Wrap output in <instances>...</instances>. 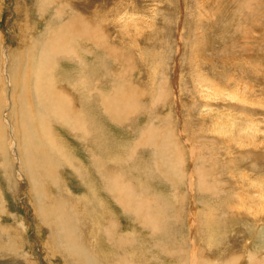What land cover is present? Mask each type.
I'll return each mask as SVG.
<instances>
[{"label": "rangeland", "instance_id": "1", "mask_svg": "<svg viewBox=\"0 0 264 264\" xmlns=\"http://www.w3.org/2000/svg\"><path fill=\"white\" fill-rule=\"evenodd\" d=\"M58 23L84 33L90 29L89 38L77 47L81 63L75 52L73 57L55 56L61 102L82 108L89 135L84 144L81 131L74 133L49 118L44 123L49 129H42L47 137L38 129L33 136L37 142L32 141L51 142L71 159L33 187L17 128L24 81H16L30 68L33 46L41 37L47 39V30L55 32ZM215 90L222 97L214 96ZM231 93L242 101L232 100ZM100 94L117 106V122L105 113ZM128 95L130 112L124 108ZM208 108L217 115L223 111L233 125L228 121L218 131ZM0 119V264H69L53 247L57 239L51 223L41 220L44 211L58 204L68 215L76 213V220L81 212L86 216L74 227L97 264L124 261L125 252L131 251L144 262V250L150 251L153 264H160L158 258L166 264H189L194 250L200 264H264V0H0ZM251 120L254 133L244 129ZM145 132L158 134L156 147L164 157L156 166L150 148L135 143L140 136L142 142ZM83 146L81 156L77 151ZM89 150L104 160L109 156L106 164L113 176L131 184L132 192L150 197L151 208L160 215L156 232L135 223L127 206L119 209L107 198L109 190L93 196L91 190H99L100 181L89 175ZM183 156L186 178L180 175ZM98 198H105L103 206L95 203ZM104 206L111 215L101 221ZM112 217H119L114 240L105 235ZM205 221L217 224L212 246L204 239ZM131 225L140 232L116 251L118 237ZM142 237L151 243L144 244Z\"/></svg>", "mask_w": 264, "mask_h": 264}, {"label": "bare ground", "instance_id": "2", "mask_svg": "<svg viewBox=\"0 0 264 264\" xmlns=\"http://www.w3.org/2000/svg\"><path fill=\"white\" fill-rule=\"evenodd\" d=\"M84 25H86V24H84ZM81 26H82V24H81ZM83 30H86V32H85L86 34L84 32H82L79 28H78V30H74L73 27L70 24H66V23L65 24L64 23L63 24H61V23L59 24L58 23L56 28H55V32L53 30H51L50 32H47L48 31L47 30L46 31L47 36L45 35L47 37V39L45 40V39H43L44 37L43 38L41 37V40L39 39L37 41V43L33 46V51L34 52L32 54H30L31 61L29 60V62L27 63L28 65L30 64V68L26 67L27 68L26 69L25 66H24V68H25L24 69V71H25L24 72V76L16 81V82H18L16 84H19V85L22 84L23 81H24V88L25 89L24 88L20 89V93H19L20 97L18 98L19 114L21 115L20 116L21 117V120H20L21 124L18 125L17 128L19 129L18 134L22 137V139L20 140V143H21L20 150L23 152V159H25V161L22 160V162H24L23 164L26 163V167H27V171H28V172H26V174H29L28 178H30V181L33 184V187L39 182H44L43 179L46 178V175L52 174L53 171L56 170L57 167H59L60 165L62 166L63 164L69 163V160L71 159L69 156H68L69 159L67 158L68 154H66V156L63 154L65 152L60 153L61 150H58L57 146L55 147L54 145H52L51 142H45L44 143L43 141H40L38 143V145H36L33 142V141H35L33 136L37 137L36 133H37L38 129L41 130V135L42 136L47 137V135L45 134V132L43 130H45V129L48 130L49 129L48 127H46L47 125H45L46 124L45 122H47V120L49 118L51 120L55 119V120L60 121L61 125H64V126L68 127L74 133H75V131H81L83 133V135L81 134L82 137L81 136H79V137H80V139H84V140L80 141V142H83L84 144H86L85 140H86V137L89 135L88 129H87V131L85 130V123H86L85 120H87L86 117H88V116H86V113L84 114V111L82 110V108H80V109H76L75 107L72 108L71 107L72 105H70V103L69 104H64L63 102H61V101L64 100V95L62 93L58 92L57 85H56V84H58V82L56 81V79H57V71H56V67L55 66L57 65V61H55V56L57 54L60 55V53H62V55L72 54L71 57H73L74 56V52H75V56H76V58L78 60V63H81V58H79L80 55H79V57L77 55V54H79L77 47H78V44H79V46H81V44H80V41L82 42L81 39H83V38L84 39L85 38L88 39L89 38L88 34H89L90 29L89 28L88 29L85 28ZM48 33H50L51 36L50 35L48 36ZM66 39H68V40H66ZM90 40H91V38H90ZM83 42H85V40ZM38 43H40L44 47H41V49L38 48L37 47ZM86 44H87V42H86ZM94 45H95V43H94ZM88 46H92V45L88 44ZM88 46H86V47H88ZM76 48H77V50H75ZM37 49H39L40 51L36 54ZM80 52L82 54V51H80ZM68 60L72 61L71 58H68ZM10 68L12 69V67H10ZM28 69H30V70H28ZM6 71H7V69H6ZM11 71L12 70H10V72ZM11 75L14 76L15 74H11ZM10 76H9V78H10ZM61 77H63V76H61ZM87 77H89V76H87ZM13 78H12V80L14 82L15 80ZM80 79H82V78H80ZM85 79L86 78L84 77V80ZM10 80H11V78H10ZM76 80H75V82H76L75 85L79 86V84H77V83H79L80 81L77 82ZM29 81H31V83ZM72 83H74V82H72ZM19 85H17V86H19ZM14 86L16 87V85H14ZM66 86H68V85H66ZM71 86H72V84H71ZM8 89H9V87H8ZM73 89H74V87H73ZM81 90H82V88H81ZM75 92H77V91H75ZM63 93H64V91H63ZM212 94L214 96H216V97L217 96H221L220 95L221 93L217 92L216 90L212 91ZM26 95H28V98H27V102L28 103L25 100V96ZM214 96H212L211 98H213ZM229 96H230V98L232 100L242 101V100L234 98L235 93H231L230 95H228V97ZM84 97H85V95H84ZM105 99L107 100L108 97L106 95L102 96L100 94L101 105L104 108H106L105 109L106 110L105 113L107 115H110L113 118L112 121L117 122L118 118H120L118 116V114H116V107L117 106H114V107L112 105L110 106L111 103H108V102L104 101ZM215 100H216V98H215ZM30 102H32V107H33V109L35 111V114H36L35 117H32L33 113L29 109ZM82 102H79V103L82 104ZM125 102H126V106L127 107H124V108L127 111V108H129L131 106V97L129 95L125 98ZM204 108L207 109V106L206 107L204 106ZM42 109H44V113L45 112H47V113L44 114V115H41V110ZM117 110H119V109L117 108ZM208 110L210 112L212 111L213 115L215 116V119H213L215 121L213 123V125H214V127L217 128L218 131H219V129H222V127L225 128L226 123H228V121L231 123V126L233 125L231 120H229V118L225 119V116L222 115L223 111H222V113H220V115H217V114H215V112H213L212 109L208 108ZM127 112H130V111H127ZM25 113H26V115H25ZM0 123H1V119H0ZM210 124H211V122H210ZM210 124H209V126H210ZM213 125L211 124V126H213ZM35 127H37V129H34ZM148 127L150 128V130L152 129L154 131V128L151 126V124H149ZM2 128H0V129H2ZM229 128L231 129L230 125H229ZM229 128H228V130H230ZM254 128H256V127L253 125L252 120L249 121L248 124L246 123V125L244 127V129L246 131H249V132H252V133L255 132ZM9 130L13 131L14 129L9 128ZM220 131H222V130H220ZM146 132L144 134H147ZM230 132H231V130H230ZM230 132H228V134ZM152 133H153L152 136L150 135L151 133L149 132L144 139H141L142 142H140V138H141V136H140V138L137 139L135 141V143H139L144 149H149L150 148V151H151V154H152L151 158L154 159L155 166H156L158 163H160L158 158L159 157H164V156L161 153V150L156 147V146H160V145L157 144V140H156L158 138L157 137L158 134L155 137L154 132H152ZM170 134L172 136V132H170ZM251 137H250V140H251ZM186 140H185V144L188 143ZM35 142H37V141H35ZM39 147L42 148V149H39ZM84 147H86V146L81 147V148H83V150L81 149L82 151H80V152L77 151V153L79 155H81V156H84ZM78 148H80V146ZM162 148L166 149V147H162ZM2 149H3V147H2ZM102 149L105 151L106 147L102 148ZM168 151L172 152V154H173V150L169 149ZM179 151L181 152L180 149H179ZM100 152H102V151H100ZM132 153H133V150H132ZM191 153L192 154L194 153L193 149H191ZM89 154L92 155V156L89 157L91 159V162H92L91 163V168L89 169V175L93 176V175L96 174L95 182L100 181V182H98L99 190H97V189H92L91 190L93 196L94 197L103 196V194L100 195V194H98V192L100 191V192L105 193V192H107V190H109V192H111V193L106 194L107 198L109 196H111V198L116 201L117 206L119 207V209H125V207L127 206V208H126L127 211L126 212L129 211L130 213L133 214L131 216L133 217L135 223L142 224V225L145 224V227H146V229L148 231L151 230V232H156L158 230V228H159L158 219H159L160 215L158 214V212L156 210H153L151 208L152 202H151L150 197L147 196L146 194L145 195H143V194L139 195V194H136L135 192H132L131 190L133 189V186L131 184L123 183L121 180L115 178L113 176L112 171L108 169V164H106L107 163L106 161L109 160V156L108 155H107L108 157L104 160L103 159L104 156L102 157L101 156L102 154L101 155L98 154L96 152V150H93V151L89 150ZM180 154L182 155V153H180ZM71 157H72V155H71ZM75 157L77 159V156H75ZM183 162H184V156H183V159H182V164H179V165H181V169H180L181 173H180V175L182 176V178H186L185 177L186 175L183 176L184 172H182L183 171V169H182ZM50 163L52 164V166H50ZM73 169H75V171H78L79 173L82 172V170H79L78 168L74 167ZM159 171H160V169H159ZM238 173H239V171H238ZM162 174H165V173L162 172ZM40 175H43V176H40ZM241 176H242V174H241ZM196 177L198 178V176H196ZM78 178H79V176H78ZM245 178H246V176H245ZM124 182H126V181H124ZM253 186L255 187V185H253ZM59 191H60V189H59ZM101 199L102 200H100V198H98L97 200H95V203L97 205L100 204V205L103 206L105 204V198H101ZM147 201H148V203H147ZM146 203H147V205H146ZM56 206H58V207H55L53 209V211L49 210L48 213H47V211L45 212L43 210L44 212L42 213V218H41L42 221H45L46 223H48V222L51 223V225L49 227H50L51 232H52V237L57 239L56 242L53 245V247L55 248V251H57V253H59L60 255H62L64 257L65 263H69V264H97L94 261V259L92 258V256L90 255L91 253L88 252L86 250V247L83 245V243H81L78 231L74 227L75 223H77L79 219L85 218L86 216H84L82 214V212H81V218L80 217L78 218L76 216L77 217V220H76V219L72 218V217H75V215H77L76 213H75V215L73 213L68 215L67 214L68 209L65 210V208H63V209L59 208V206H60L59 204L56 205ZM80 206H82V203L80 204ZM144 206L147 209H145ZM160 208H162V207H160ZM73 209H75V208H73ZM75 210H77V209H75ZM81 210H82V208H81ZM149 210H151L153 212H151ZM69 213H70V211H69ZM62 214H66V215H62ZM109 215H111V210L108 209L106 206H104L103 209H102V214L100 216L101 221H104V216H109ZM94 217H95L94 213L90 215V219H93ZM119 217H116V219L119 220ZM195 218H196V215L194 213H192V215L190 216V219H193V221H194ZM116 219L114 217L108 219V224H109L108 225L109 226L108 229H110V230L105 231V235L108 238L112 237L113 240L115 239V232H117V227L115 226V225H117ZM155 221H157V222H155ZM156 223H157V226H156ZM83 225H84V223H83ZM216 225L217 224L215 223V221H210L208 223H207V221H205L204 239L206 240L207 243L211 242V244L208 243L209 246L210 245L212 246V244H214L216 242V240L212 236V234H214V231L217 232ZM80 230L81 229H79V231ZM137 232H140L138 230V227L136 228L134 225H131V228H130L129 232H126L124 236L118 237V240L115 243V250L119 251L125 244H127L128 242L134 240L132 237L135 236V234ZM217 233H219V232H217ZM92 234L95 237L97 236V232H95V231L92 232ZM147 242L151 243V241H148V240L143 238V243L146 244ZM152 242L156 243L157 241L156 240H152ZM196 243H190V244H191V246L194 247V246H197ZM143 246L144 245H142V247ZM154 247H156V246H154ZM149 252H150L149 250H144L143 251L142 256H147V257L143 258L144 262H142V260L141 261L136 260L135 256H134L135 255L134 252H132V251L130 253L125 252V260L124 261L119 260L115 264H153L151 262L150 258H148V256L150 257ZM200 252H202V251H200ZM196 254L197 253H195V250H194V252L192 253V259L189 262V264H200L201 263V262L197 263V259L198 258H196ZM139 255H141V254H139ZM157 260H158V262L160 264H166V263L162 262V260L159 259V258ZM168 264H170V262Z\"/></svg>", "mask_w": 264, "mask_h": 264}]
</instances>
